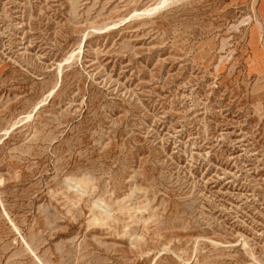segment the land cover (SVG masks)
Listing matches in <instances>:
<instances>
[{
	"label": "rangeland",
	"instance_id": "374dc122",
	"mask_svg": "<svg viewBox=\"0 0 264 264\" xmlns=\"http://www.w3.org/2000/svg\"><path fill=\"white\" fill-rule=\"evenodd\" d=\"M162 1L0 0V264H264V0Z\"/></svg>",
	"mask_w": 264,
	"mask_h": 264
},
{
	"label": "bare ground",
	"instance_id": "6f19581e",
	"mask_svg": "<svg viewBox=\"0 0 264 264\" xmlns=\"http://www.w3.org/2000/svg\"><path fill=\"white\" fill-rule=\"evenodd\" d=\"M167 1H168V0H164V1H162V4H165ZM160 6H161V3L158 4V5H156V6H154V7H152L151 10H156V9H158ZM31 115H32V114H31ZM31 115L29 114L28 116L30 117Z\"/></svg>",
	"mask_w": 264,
	"mask_h": 264
},
{
	"label": "crops",
	"instance_id": "0c3cea01",
	"mask_svg": "<svg viewBox=\"0 0 264 264\" xmlns=\"http://www.w3.org/2000/svg\"><path fill=\"white\" fill-rule=\"evenodd\" d=\"M262 25L264 26V24L262 23Z\"/></svg>",
	"mask_w": 264,
	"mask_h": 264
}]
</instances>
